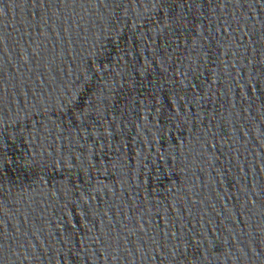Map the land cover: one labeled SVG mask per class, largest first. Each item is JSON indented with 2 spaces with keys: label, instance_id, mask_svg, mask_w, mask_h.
<instances>
[{
  "label": "water",
  "instance_id": "obj_1",
  "mask_svg": "<svg viewBox=\"0 0 264 264\" xmlns=\"http://www.w3.org/2000/svg\"><path fill=\"white\" fill-rule=\"evenodd\" d=\"M0 264H264V0H0Z\"/></svg>",
  "mask_w": 264,
  "mask_h": 264
}]
</instances>
